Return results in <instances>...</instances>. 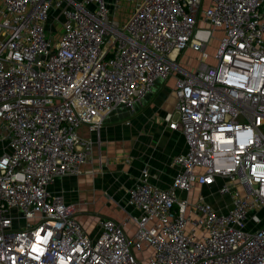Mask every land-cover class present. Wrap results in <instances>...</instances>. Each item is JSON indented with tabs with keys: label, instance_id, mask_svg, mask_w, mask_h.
I'll list each match as a JSON object with an SVG mask.
<instances>
[{
	"label": "built area",
	"instance_id": "2783aa9c",
	"mask_svg": "<svg viewBox=\"0 0 264 264\" xmlns=\"http://www.w3.org/2000/svg\"><path fill=\"white\" fill-rule=\"evenodd\" d=\"M174 70L179 170L161 188L143 169L132 210L91 236L49 186L90 159L80 126L98 134ZM0 141V264H264V0H1Z\"/></svg>",
	"mask_w": 264,
	"mask_h": 264
},
{
	"label": "crops",
	"instance_id": "0c3cea01",
	"mask_svg": "<svg viewBox=\"0 0 264 264\" xmlns=\"http://www.w3.org/2000/svg\"><path fill=\"white\" fill-rule=\"evenodd\" d=\"M180 57L178 63L183 66ZM172 76L176 77V70L158 81L153 92L132 111L110 113L98 134L87 125L78 128L80 136L92 140L90 159L80 165L77 174L56 179L49 190L62 193L75 204V217L91 236L100 232L101 218L121 220L126 211L132 210L126 205L128 189L140 179L143 169L149 172V180L161 188L169 187L179 170L171 165L170 158L185 149L186 141L179 131L169 129L164 120L167 111L174 109L176 97L172 98L173 107L161 97L163 84ZM197 191L206 189L196 185L194 193ZM208 199L219 208V200Z\"/></svg>",
	"mask_w": 264,
	"mask_h": 264
},
{
	"label": "rangeland",
	"instance_id": "374dc122",
	"mask_svg": "<svg viewBox=\"0 0 264 264\" xmlns=\"http://www.w3.org/2000/svg\"><path fill=\"white\" fill-rule=\"evenodd\" d=\"M123 8H126V6L124 5ZM123 9L122 10H117L115 12V16L119 21H122V16H123ZM50 24H52V22H50ZM221 36V32L220 31H214L213 36L210 38L208 44L205 47V54H206V58L205 61L207 63H214V53L218 44V38ZM204 56L202 54V51H196V50H192L190 48H187L186 50L182 51L181 53V61H183V63H185L186 61H188V66L189 68L194 67L198 60ZM175 81H176V77H171L169 78V80L167 82H165L163 84V88H162V95L161 97L164 98L169 104L172 103V98L175 97L174 95V85H175ZM173 107V103L171 105ZM170 111V110H169ZM167 111V112H169ZM176 118V115L173 116V119ZM8 149L7 147V142L5 141H0V155H2L4 152H6ZM198 192V191H197ZM214 200H219V202H222L223 199L219 198L217 196L213 197ZM120 205V204H119ZM251 224V223H249Z\"/></svg>",
	"mask_w": 264,
	"mask_h": 264
}]
</instances>
